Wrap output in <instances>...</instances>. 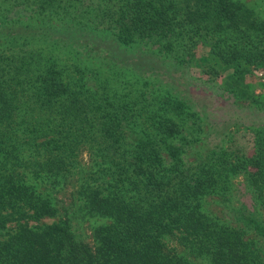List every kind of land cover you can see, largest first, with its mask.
Wrapping results in <instances>:
<instances>
[{
  "label": "trees",
  "instance_id": "trees-1",
  "mask_svg": "<svg viewBox=\"0 0 264 264\" xmlns=\"http://www.w3.org/2000/svg\"><path fill=\"white\" fill-rule=\"evenodd\" d=\"M193 59L261 110L264 2L0 0V264H264V123L203 148L218 124L151 69ZM69 182L91 244L66 214L30 223Z\"/></svg>",
  "mask_w": 264,
  "mask_h": 264
},
{
  "label": "rangeland",
  "instance_id": "rangeland-1",
  "mask_svg": "<svg viewBox=\"0 0 264 264\" xmlns=\"http://www.w3.org/2000/svg\"><path fill=\"white\" fill-rule=\"evenodd\" d=\"M264 2V0H262ZM127 52L125 56L127 60L136 61L138 58L135 48L126 47ZM207 52V47L198 44L195 49L194 58L201 57ZM155 60V59H153ZM155 62H152L154 64ZM151 69H155L154 72L159 73L160 79L170 86L177 94L185 99H189L193 106L206 118V120L216 123L218 125H224L226 127H220L216 125L214 130L212 129L206 134V138L201 139L200 145L206 144L213 146L215 144H221L228 138V132L232 131L234 123H251L262 122L264 123V107L261 110L246 107L240 104H235L229 94L223 92L221 89V78H217L214 81H210L208 76L202 73L201 68L198 67L197 61H187L182 67L177 69L171 66L169 63H163L158 66L154 65ZM147 67V66H145ZM144 67V68H145ZM264 84V70L262 68L252 67L250 72L247 73L244 80L245 86H247L253 94L262 95L264 99V87L260 84ZM248 104V103H247ZM245 105V104H244ZM243 106V107H242ZM213 128V127H212ZM227 128V129H226ZM244 132V133H243ZM236 132L234 135L237 146L247 149V146H251L250 135L248 131ZM202 149V148H201ZM204 151V150H202ZM82 163L87 160L88 153L87 148L82 150ZM72 182L66 184V188L62 192H57L59 197V213L55 217H44L39 221H30V223H50L56 220L60 215H68L73 219L74 233L79 239L87 243H92V231L90 217H87L81 209L74 203L73 198L69 195L71 192ZM243 193L239 190L238 195L241 197ZM214 211L220 210L219 206L211 204Z\"/></svg>",
  "mask_w": 264,
  "mask_h": 264
}]
</instances>
